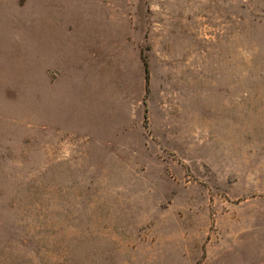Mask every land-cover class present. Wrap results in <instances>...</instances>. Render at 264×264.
I'll return each instance as SVG.
<instances>
[{"label": "rangeland", "instance_id": "374dc122", "mask_svg": "<svg viewBox=\"0 0 264 264\" xmlns=\"http://www.w3.org/2000/svg\"><path fill=\"white\" fill-rule=\"evenodd\" d=\"M0 264H264V0H0Z\"/></svg>", "mask_w": 264, "mask_h": 264}, {"label": "trees", "instance_id": "16d2710c", "mask_svg": "<svg viewBox=\"0 0 264 264\" xmlns=\"http://www.w3.org/2000/svg\"><path fill=\"white\" fill-rule=\"evenodd\" d=\"M144 63H145V61H144Z\"/></svg>", "mask_w": 264, "mask_h": 264}]
</instances>
